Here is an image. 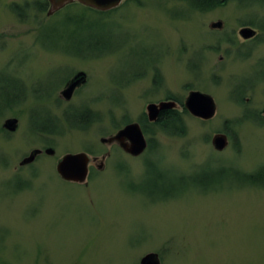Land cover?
<instances>
[{
  "label": "rangeland",
  "instance_id": "1",
  "mask_svg": "<svg viewBox=\"0 0 264 264\" xmlns=\"http://www.w3.org/2000/svg\"><path fill=\"white\" fill-rule=\"evenodd\" d=\"M194 6L125 0L48 15L47 0H0V264H139L148 253L160 264H264V173L253 177L264 168V44L244 57L236 37L245 24L264 29V0ZM76 72L86 84L65 100ZM191 91L213 98V118L187 112L180 137L143 122L149 104L178 111ZM89 111L98 120L76 127ZM130 123L150 130L137 157L101 142ZM81 152L97 158L86 183L61 180L57 161Z\"/></svg>",
  "mask_w": 264,
  "mask_h": 264
},
{
  "label": "water",
  "instance_id": "2",
  "mask_svg": "<svg viewBox=\"0 0 264 264\" xmlns=\"http://www.w3.org/2000/svg\"><path fill=\"white\" fill-rule=\"evenodd\" d=\"M49 3L48 15H51L58 10L60 11L65 6L71 3H79L84 6L108 11L115 9L121 5L125 0H47ZM222 23L217 22L211 24L213 28H221ZM254 31L250 28H243L240 34L245 38H250L254 35ZM86 74L79 72L73 81L61 93L65 100H69L76 87L85 82ZM173 103V102H171ZM179 107V106H178ZM184 107L186 111L193 117L202 120H209L215 114L216 105L213 98L199 91H191L185 99ZM172 110L170 103H162L159 107L156 104H149L147 106L149 120L155 121L160 111ZM17 119H8L4 122L3 128L7 131H14L17 127ZM102 143H116L127 154L133 157L141 155L147 147L144 134L138 123H130L123 129L119 130L115 135L108 139H101ZM215 149L223 150L227 145V138L225 135H215L212 140ZM44 152L46 155L53 156L55 151L53 148H46L44 151L35 149L27 157L22 159L20 166L32 163L36 156ZM103 160L105 157L102 158ZM91 160L97 158H90L86 153L81 152L77 154H66L62 156L56 163V173L59 178L65 182L72 183H86L88 177V166ZM139 264H160V258L157 253H148L141 258Z\"/></svg>",
  "mask_w": 264,
  "mask_h": 264
},
{
  "label": "trees",
  "instance_id": "3",
  "mask_svg": "<svg viewBox=\"0 0 264 264\" xmlns=\"http://www.w3.org/2000/svg\"><path fill=\"white\" fill-rule=\"evenodd\" d=\"M182 1L184 2L190 1L193 4H196L199 7L197 6H194V7H196L197 10L202 11V12L213 10L214 8L218 7V5L221 2V0H182ZM36 6H37L38 11L45 10V5L43 3L39 5L38 3H36ZM178 102L181 103L180 100H178ZM85 112H81L83 115H81L80 117L86 118V116H84ZM89 113L92 114L90 111ZM186 114H187V111L185 108H181V110H178V111L177 110H167L164 113L165 115L164 118L159 119L154 125L157 127L156 129L164 132L166 135L178 136V137L183 136L185 131H184L183 123H182V116ZM96 120H98V117L96 116V114H92L91 119L89 120V123L86 126L84 127L76 126V127L82 130H85L90 123L96 122ZM144 125H143V131L145 133H149L150 130H148L147 127H145ZM42 133L52 134L54 132H42ZM263 173H264V168L256 171L255 174L253 173L254 174L253 177L257 178L258 180L262 177ZM248 175H251V174H248Z\"/></svg>",
  "mask_w": 264,
  "mask_h": 264
},
{
  "label": "flooded vegetation",
  "instance_id": "4",
  "mask_svg": "<svg viewBox=\"0 0 264 264\" xmlns=\"http://www.w3.org/2000/svg\"><path fill=\"white\" fill-rule=\"evenodd\" d=\"M221 2L222 3H224V0H221ZM71 4H75V3H71ZM90 8V7H89ZM90 9H93V8H90ZM94 10H96V9H94ZM97 12L98 11H100V12H103V11H101V10H96ZM243 28H250V29H252L255 33H254V35L252 36V37H250V38H247V39H245L241 34H240V31H241V29H243ZM236 37L240 40L241 39V46L244 48L242 51H239V53L242 55V56H244V57H249L250 55H251V53H252V48L253 47H255V46H258L259 44H264V29L263 28H258V27H256V26H253L251 23L250 24H245V25H242L240 28H239V30H237V35H236ZM79 72H76L73 76H71V78H69L67 81H66V83H65V87H67L72 81H73V79L75 78V76L78 74ZM86 81H87V76L85 77V82L83 83V84H81V85H79L78 87H76V89L74 90V92H73V94L76 92V90H78L79 88H81V86L82 85H85L86 84ZM73 94H72V96H73ZM171 110V109H170ZM167 110H163V111H160V113L158 114V116H157V119L155 120V121H150L149 120V117H148V115L147 116H144V120H143V122L144 123H152L153 125L159 120V119H162V118H164V113L166 112ZM148 119V120H147ZM141 130H142V128H141ZM142 132H143V130H142ZM38 150H40V149H38ZM42 151V150H41ZM43 154V152L42 153H40L39 155H37L36 156V158H35V160L39 157V156H41ZM34 160V161H35ZM91 162H96V160L94 161V160H91ZM103 165H104V162H100L98 165H97V167H98V169H102V167H103ZM89 172H90V168H89Z\"/></svg>",
  "mask_w": 264,
  "mask_h": 264
},
{
  "label": "bare ground",
  "instance_id": "5",
  "mask_svg": "<svg viewBox=\"0 0 264 264\" xmlns=\"http://www.w3.org/2000/svg\"><path fill=\"white\" fill-rule=\"evenodd\" d=\"M122 4V3H121Z\"/></svg>",
  "mask_w": 264,
  "mask_h": 264
}]
</instances>
